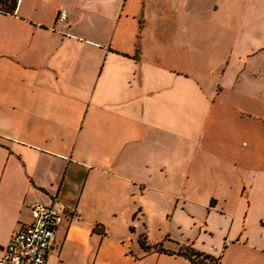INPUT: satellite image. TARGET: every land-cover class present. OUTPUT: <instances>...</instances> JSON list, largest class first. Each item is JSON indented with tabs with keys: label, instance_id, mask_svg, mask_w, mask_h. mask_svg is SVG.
I'll use <instances>...</instances> for the list:
<instances>
[{
	"label": "crops",
	"instance_id": "crops-1",
	"mask_svg": "<svg viewBox=\"0 0 264 264\" xmlns=\"http://www.w3.org/2000/svg\"><path fill=\"white\" fill-rule=\"evenodd\" d=\"M261 36L264 0L0 12V255L58 198L45 264H264V54L235 53Z\"/></svg>",
	"mask_w": 264,
	"mask_h": 264
},
{
	"label": "built area",
	"instance_id": "built-area-1",
	"mask_svg": "<svg viewBox=\"0 0 264 264\" xmlns=\"http://www.w3.org/2000/svg\"><path fill=\"white\" fill-rule=\"evenodd\" d=\"M66 20L67 13L60 11L57 21ZM64 217L65 206L58 198L49 205H34L29 224L12 232L4 252L0 255V264H45Z\"/></svg>",
	"mask_w": 264,
	"mask_h": 264
},
{
	"label": "trees",
	"instance_id": "trees-1",
	"mask_svg": "<svg viewBox=\"0 0 264 264\" xmlns=\"http://www.w3.org/2000/svg\"><path fill=\"white\" fill-rule=\"evenodd\" d=\"M17 1L18 0H12L11 5L9 7H7L6 10H4V11L0 10V12L13 14L14 11H15V9H16V6H17ZM144 239L145 238H143L142 240H139L140 246L144 250L145 249H150L151 247H149V246L146 245V241ZM157 250L158 251H161V252L164 251V250H162L160 248L159 249L157 248ZM176 254L177 255H180V256L186 257L187 259H189V261L192 264H219L220 263V259H221V256H219V257H213L211 255L198 252V251L194 250L190 246H187V247L181 249Z\"/></svg>",
	"mask_w": 264,
	"mask_h": 264
},
{
	"label": "rangeland",
	"instance_id": "rangeland-1",
	"mask_svg": "<svg viewBox=\"0 0 264 264\" xmlns=\"http://www.w3.org/2000/svg\"><path fill=\"white\" fill-rule=\"evenodd\" d=\"M11 3H12V0H0V10H2V11H4V10H6V8L7 7H9L10 5H11ZM245 37V36H244ZM262 38H258L257 40H256V38H255V40L250 44V43H248V42H246V41H240L237 45H236V48H235V53L237 52V53H244V52H248V51H250V54L251 53H253V52H251V51H253L252 49L253 48H257L256 50H255V52L256 53H258V55L256 56L257 57V61L259 60H262V59H259L263 54H264V48L263 47H261V48H258V47H260V46H262V44H264V36H261ZM217 45V44H216ZM215 45V46H216ZM214 46V47H215ZM263 48V49H262ZM211 49V48H210ZM262 49V50H261ZM212 50V49H211ZM236 53V54H237ZM249 54V53H248ZM261 54V55H260ZM260 55V56H259ZM259 56V57H258ZM254 56H252L251 58H253ZM255 57V58H256Z\"/></svg>",
	"mask_w": 264,
	"mask_h": 264
}]
</instances>
